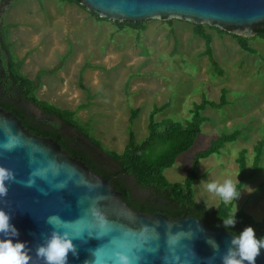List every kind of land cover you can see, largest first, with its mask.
Masks as SVG:
<instances>
[{"label": "rangeland", "instance_id": "374dc122", "mask_svg": "<svg viewBox=\"0 0 264 264\" xmlns=\"http://www.w3.org/2000/svg\"><path fill=\"white\" fill-rule=\"evenodd\" d=\"M115 22L96 18L74 0H0L1 29L13 58L22 62L24 75H40L43 81L38 97L61 108L88 104L77 109V116L111 150H124L130 130L138 141L147 136L154 105L169 103L157 112V121L183 122L194 102L219 101L226 88L227 103L201 111L205 118L194 144L164 170L170 182H183L194 170L195 199L215 208L220 200L206 191L205 181L234 179L239 151L248 149L250 164L255 143L264 139V38H249L254 53L241 48L231 33L207 27L217 71L203 54L205 40L188 20L147 19L143 30L119 28ZM132 108L139 112L130 122ZM234 130L239 131L236 139L194 162L212 139ZM235 204L262 219L264 151Z\"/></svg>", "mask_w": 264, "mask_h": 264}, {"label": "water", "instance_id": "95a60500", "mask_svg": "<svg viewBox=\"0 0 264 264\" xmlns=\"http://www.w3.org/2000/svg\"><path fill=\"white\" fill-rule=\"evenodd\" d=\"M80 4L115 21L179 18L247 37L264 25V0H80ZM5 143L11 144L9 150ZM0 166L15 174V181L6 182L8 194L0 197V208L11 215L18 230L13 242H25L31 249V264H44L36 258L35 247L50 235L47 219L53 215L60 218L56 230L74 237L77 254L69 252L67 264H91L97 248L106 264H116L117 251L129 257V264H222L220 256L238 235L192 214L174 218L134 209L107 178L70 155L56 139L30 132L2 107ZM29 179L34 182L31 187L25 186ZM93 207L106 220L104 226L92 215ZM209 238L219 251L207 243ZM256 264H264V249Z\"/></svg>", "mask_w": 264, "mask_h": 264}, {"label": "trees", "instance_id": "16d2710c", "mask_svg": "<svg viewBox=\"0 0 264 264\" xmlns=\"http://www.w3.org/2000/svg\"><path fill=\"white\" fill-rule=\"evenodd\" d=\"M74 1L80 3V0ZM91 14L101 20L107 19L95 12ZM165 21L171 23L172 19ZM115 23L119 28L128 26L137 30H143L146 26L145 20H125ZM207 27L217 29L221 34L230 32L228 28H219L206 23H193V32L205 40L206 47L203 54L208 55L210 62L219 71L220 68L212 53V34L207 31ZM256 30L257 33L254 36L264 38V25L258 26ZM4 32L1 29L2 39L9 52V64H5L3 57V61L0 62V107L18 116L30 132L56 139L70 155L83 160L93 171L116 185L124 199L134 209L148 213L162 212L174 218L192 214L204 220L211 227H223L221 216L229 213L232 204L224 205L220 202L217 208L208 209L194 197L192 185L197 177L194 170L183 182H170L165 177L164 170L172 166L176 158L194 144L205 118L201 111L208 106L219 108L227 103L226 88H222L219 101L202 98L200 102H194L190 109L191 117L183 122L179 120L157 121L155 115L158 111L168 107L169 103L154 105L149 114L147 136L138 141L134 132L130 130L124 150L117 152L105 147L102 141L91 133L88 124L81 122L77 116V109L84 108L88 104H80L75 109L61 108L38 97L36 92L43 85L41 76L29 78L21 72L22 62L13 58ZM231 35L241 48L255 53L256 49L248 41L250 37ZM8 67L14 84L7 80L6 72L5 74L1 72V69L7 70ZM30 104L36 106L41 114L33 113ZM138 112L139 108H132L130 122L137 117ZM61 125H64V128L60 127ZM238 135V130L220 134L212 139L209 146L196 153L194 162L219 152L227 142L236 139ZM263 151V138L255 143L250 164H248V149L242 148L239 151L236 157L238 181L240 182L237 184L238 190H241L244 184L256 174ZM134 191L139 192L134 195ZM249 225L255 230L256 236L264 237V215L258 220L244 209L237 211L236 223L228 229L239 234Z\"/></svg>", "mask_w": 264, "mask_h": 264}, {"label": "clouds", "instance_id": "9594fccd", "mask_svg": "<svg viewBox=\"0 0 264 264\" xmlns=\"http://www.w3.org/2000/svg\"><path fill=\"white\" fill-rule=\"evenodd\" d=\"M4 148L9 150L11 144L5 143ZM238 173L235 174L234 179L228 177L222 181H205V189L209 194L218 197L224 205H234L226 216H221L223 227L226 229L236 223L238 209L235 201L241 194V190L237 188V184H240L236 178ZM10 181H15V174L11 169L0 166V197L7 196L8 187L6 182ZM33 183L29 179L25 186L31 187ZM91 213L100 221L101 226L107 223L96 208L93 207ZM59 220L60 218L55 215L48 217L47 223L52 226V231L45 242L35 247L36 258L43 260L44 264H67L68 253L71 252L74 256L77 254L76 247L72 243L74 237H70L66 231L56 230V222ZM63 222L67 223L66 221ZM0 235L4 237L0 239V264H31L33 260L30 254L31 249L28 248L25 242L19 240L13 242L12 238L18 236L19 233L11 223V215L3 208H0ZM207 243L211 245L214 252L219 251V245L213 239L209 238ZM262 249H264V237L258 239L255 230L249 225L238 235L232 237L229 246L220 256V259L222 264H256ZM114 255L116 264H129V257L124 253L117 251ZM93 256L94 260L91 264H106L98 255V248L93 251ZM209 259H214V257H209ZM84 264H89V261H85Z\"/></svg>", "mask_w": 264, "mask_h": 264}, {"label": "flooded vegetation", "instance_id": "af4514ba", "mask_svg": "<svg viewBox=\"0 0 264 264\" xmlns=\"http://www.w3.org/2000/svg\"><path fill=\"white\" fill-rule=\"evenodd\" d=\"M3 57L5 59V64L8 65L9 64V52H8V49L5 47L4 41L2 39L1 24H0V62L3 61ZM1 72L3 74H5V72H6L7 77H8L7 80L14 84V80L12 79V73H11L9 67L7 68V70L1 69ZM8 81H6V82H8ZM22 103L24 104V102H22ZM33 113H35V112H33ZM40 114H41V112L39 113V115ZM57 121H58V119H57ZM60 127L64 128V125H61ZM37 134H39V133H37ZM137 192H139V191H134V195H136Z\"/></svg>", "mask_w": 264, "mask_h": 264}]
</instances>
